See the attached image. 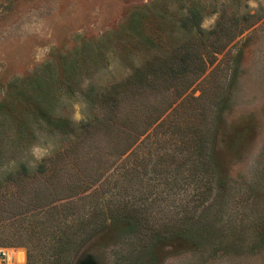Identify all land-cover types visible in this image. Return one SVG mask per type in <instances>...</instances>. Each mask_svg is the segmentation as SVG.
<instances>
[{"label":"rangeland","instance_id":"374dc122","mask_svg":"<svg viewBox=\"0 0 264 264\" xmlns=\"http://www.w3.org/2000/svg\"><path fill=\"white\" fill-rule=\"evenodd\" d=\"M192 11L200 16L197 28L186 22ZM218 46L223 50L213 55ZM183 47L192 53L191 65L206 66L204 72L175 81L163 77L166 57ZM151 65L159 85L148 87L147 76L144 85L139 81L142 88L137 80L124 86L116 125L106 126L101 94ZM208 73L212 81L205 86ZM202 88L196 103L206 120L201 130L207 136L211 126L216 129L209 147L213 189L183 225V235L160 230L154 240L151 229L169 227L176 218L180 202L173 193L183 185L158 177L175 174L165 164L183 139L174 124L175 131L158 133L161 143L147 132L133 139L130 130L145 125L144 98L157 111L175 92L197 96ZM99 111L101 119L84 136L81 124ZM122 128L120 140L115 135ZM132 141L138 146L130 167L105 169ZM153 141L159 144L151 159L137 158ZM48 156L68 163L69 187L75 176L86 178L83 186L91 183L90 189L103 180L98 188L110 205L140 209L145 224L138 234L134 220L106 222L81 242L70 264H264V0H0V202L8 197L6 204L18 210L50 187L57 172L35 173ZM14 248L23 250V260L9 259ZM26 259L25 247L0 246V263Z\"/></svg>","mask_w":264,"mask_h":264},{"label":"trees","instance_id":"16d2710c","mask_svg":"<svg viewBox=\"0 0 264 264\" xmlns=\"http://www.w3.org/2000/svg\"><path fill=\"white\" fill-rule=\"evenodd\" d=\"M199 21L200 16H198L196 11H192L189 21L186 22L189 23V26L197 28ZM213 33H215V30ZM183 48L184 50L181 49V53H173L166 57L169 67H166L167 71L164 72L163 77L168 76V78L175 81L176 78L178 79L184 75L198 74L200 76L204 72L206 66L204 68H198L195 65H191L192 53L188 47ZM222 50L223 46H218L213 51V55ZM213 59L214 56L209 59V63L207 64H212ZM150 68L152 70L146 69L143 74L139 72V69H136L123 81L110 84L109 90L101 94L102 97L98 100V107L101 110H108L107 117L106 115L103 116V118L106 117V122L102 119L106 126L116 125L114 110L121 99L119 95L124 91V86H128L130 82L135 80H137L138 86H140L139 81L144 85L147 83V76H149L148 87L154 88L159 85L160 79L158 76L160 73L156 69L158 73L154 71V66L151 65ZM211 78L212 75L208 73L202 79L205 86L212 81ZM212 83L216 84L215 82ZM203 90L204 88L201 89L200 94L197 96L186 93L185 90L175 92V96L165 106H162V109L157 111L144 98L147 105L144 109L145 125L142 124L141 129L134 128L130 130L133 132L131 134L133 139H138L145 132H147L145 136L156 139L157 136L159 137L158 133L161 132V129H173L172 124H174L178 129L177 134L183 139L174 143L171 160L165 166L170 167V170L173 167L175 174H181V171H184L186 176L184 177L181 174L180 178L182 181H177V177L172 170L171 173L162 172L158 177V182L160 183H170L174 186L183 185L182 191L172 192L173 195L176 194L177 201L180 202L178 210L175 211L176 218L174 221L172 220L169 227H164L159 230L156 229L155 231L151 229L149 236L155 238L154 240H158L160 230L172 232L173 234H177V236L183 235L186 231L183 225H186L194 217L199 207L210 197L213 189V175L211 170L213 157L209 147L212 143L211 131L214 134L216 129H213L211 126L206 136L205 131L201 130V123H204L206 120L202 117V114L196 111L198 107L196 103L200 99ZM154 98H150L151 103H155ZM98 113L100 111L94 112L81 124L80 128L84 136H88L97 120L101 119L98 118ZM125 129L122 128L119 134L116 131L115 137L123 140ZM173 131L175 130L173 129ZM163 140V138L159 137L158 141L161 143ZM153 144L159 143H156V141L150 142L151 146L143 151V157L138 152V155H136L137 158L143 161L151 159L150 155L152 153L154 155V150L156 149V147H152ZM132 146L133 141L127 144L125 143L124 147L120 148L121 150L117 154L118 156L112 160V165L105 169L115 166L113 168L115 173L116 171L129 168L131 164L130 155L135 153L138 144L134 147ZM124 153H126L125 157L119 161V155ZM117 161L119 162L116 164ZM67 165L68 163L61 161L59 163L56 158L53 159L50 156L41 159L35 167V173L44 175L49 171L57 172L59 175L54 178L55 184L52 182L50 187L41 189L42 191L37 190L35 197L31 194L32 199L29 200L27 206L19 208L18 210H14L10 207V204H6L10 199L8 197L6 201L3 199L5 201L4 203L0 202V232H3L0 235H4V237H0V246L25 247L27 259L23 264H70L71 258L79 248L81 242L99 228L104 227L106 222H113L114 224L116 218L120 219L122 217L124 219L134 220L138 227V234L142 230L141 225H145L142 221L143 219L140 221L142 218L140 209H132L135 212L131 213L132 210L128 211L129 209L123 204L110 205L109 199L103 197L105 194V191L102 190L103 187L98 188L103 180L90 189L92 186L91 183L83 186V183L87 180L86 178L75 176L77 182L74 181V185L69 187ZM20 168L24 172H27L26 165L21 164ZM48 177L50 178L52 176ZM59 181L61 185L63 183L66 185L56 186ZM95 181L97 180H93L92 183H95ZM46 189L48 190L46 192L47 197H42V192ZM62 189L65 192L61 195H56Z\"/></svg>","mask_w":264,"mask_h":264},{"label":"bare ground","instance_id":"6f19581e","mask_svg":"<svg viewBox=\"0 0 264 264\" xmlns=\"http://www.w3.org/2000/svg\"><path fill=\"white\" fill-rule=\"evenodd\" d=\"M7 256L10 260L21 261L24 258V252L21 248H14L8 251Z\"/></svg>","mask_w":264,"mask_h":264}]
</instances>
